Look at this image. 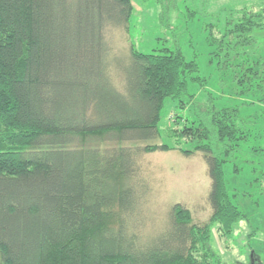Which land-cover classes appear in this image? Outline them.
<instances>
[{
  "label": "trees",
  "instance_id": "1",
  "mask_svg": "<svg viewBox=\"0 0 264 264\" xmlns=\"http://www.w3.org/2000/svg\"><path fill=\"white\" fill-rule=\"evenodd\" d=\"M132 1L0 0V264H216L211 228L228 236L244 220L224 166L250 134L231 104L198 119L209 221L195 225L174 204L160 232H136L138 161L174 150L160 143L161 112L169 101L183 109L189 83L200 79L178 48L144 54L125 43ZM142 1L159 5L169 26L175 0ZM254 7L230 19L217 44L208 40L237 95L260 88L264 57L249 48L264 36V0ZM117 31L126 54L114 52Z\"/></svg>",
  "mask_w": 264,
  "mask_h": 264
},
{
  "label": "rangeland",
  "instance_id": "2",
  "mask_svg": "<svg viewBox=\"0 0 264 264\" xmlns=\"http://www.w3.org/2000/svg\"><path fill=\"white\" fill-rule=\"evenodd\" d=\"M175 1L177 11L169 13V26L162 27L161 13L165 11L159 5L133 0L126 35L125 43L140 53H163L162 49L178 48L186 60L196 62L200 79L189 83L182 100L186 104L183 109L178 103L169 101L161 112L160 143L174 150L143 154L138 161L134 180L141 194L137 215L133 217L137 222L135 230L144 237L160 232L167 220V212L174 204L188 209L195 225L203 226L209 221L210 181L202 154L195 151L201 145L198 119L208 109L217 110L233 104L231 106L240 107L241 119L250 138L248 142L235 144L234 153L224 166V176L227 190L234 196L232 203L245 218L228 236H223L217 226H213L209 254L216 264H250L251 258L264 264V61L261 62L262 71H259L260 88L254 91L255 94L237 95L230 75L217 70V58L211 54L214 48L208 43L209 36L218 43L230 19L229 24L234 25L243 14L258 12L254 5L263 0ZM111 35L115 54L121 50L126 54L128 48L123 34L117 31ZM261 35H256V43L249 48L257 59L264 57V36ZM190 99L192 102L188 103ZM177 118L180 126L174 124ZM185 127L190 129V135L181 138L180 133ZM225 147L216 145L221 152ZM179 149L190 154L184 156Z\"/></svg>",
  "mask_w": 264,
  "mask_h": 264
},
{
  "label": "flooded vegetation",
  "instance_id": "3",
  "mask_svg": "<svg viewBox=\"0 0 264 264\" xmlns=\"http://www.w3.org/2000/svg\"><path fill=\"white\" fill-rule=\"evenodd\" d=\"M250 264H258V260L255 258H251Z\"/></svg>",
  "mask_w": 264,
  "mask_h": 264
}]
</instances>
